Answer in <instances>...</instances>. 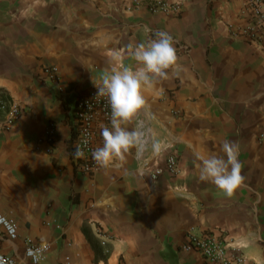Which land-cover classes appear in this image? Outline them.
I'll return each instance as SVG.
<instances>
[{
  "label": "crops",
  "instance_id": "obj_1",
  "mask_svg": "<svg viewBox=\"0 0 264 264\" xmlns=\"http://www.w3.org/2000/svg\"><path fill=\"white\" fill-rule=\"evenodd\" d=\"M139 1L0 0V87L24 105L18 122L0 130V209L20 231L14 244L0 239V249L24 264H34L28 240L50 246L39 264H205L183 243L191 231L214 232L264 264V53L229 25L245 26V0H168L182 2L180 14ZM159 30L173 37L179 69L145 91L147 125L170 147L82 173L72 103L42 79L44 66H58L80 94L114 67L135 68L129 46ZM225 141L239 145L244 177L231 197L201 181L195 166V152L224 156ZM172 150L180 172L152 179Z\"/></svg>",
  "mask_w": 264,
  "mask_h": 264
},
{
  "label": "clouds",
  "instance_id": "obj_2",
  "mask_svg": "<svg viewBox=\"0 0 264 264\" xmlns=\"http://www.w3.org/2000/svg\"><path fill=\"white\" fill-rule=\"evenodd\" d=\"M155 38L147 44L129 46V54L137 63L135 68H112L100 83L93 82L97 95L107 98L111 108L110 126L101 129L102 146L92 151V158L102 169L122 168L127 156L134 154L142 162L149 152L160 156L169 144L157 138L147 125L150 109L145 91L153 84L168 77L169 71L179 69L178 55L173 37L166 31H156ZM144 115V119H141ZM134 150V151H133ZM224 156H204L195 152V166L199 179L214 184L226 196L231 197L244 180L239 160V145L225 141L221 146ZM83 149L77 145L74 156L83 158ZM41 249L28 250L27 255L39 264Z\"/></svg>",
  "mask_w": 264,
  "mask_h": 264
},
{
  "label": "built area",
  "instance_id": "obj_3",
  "mask_svg": "<svg viewBox=\"0 0 264 264\" xmlns=\"http://www.w3.org/2000/svg\"><path fill=\"white\" fill-rule=\"evenodd\" d=\"M134 2L140 4L139 0H134ZM147 7L152 12L174 14H180L183 10L181 1L156 0L147 3ZM244 11L246 14L245 26L233 28L234 25L229 23L232 33L236 36H244L264 53V0H245ZM41 77L45 81L54 83L57 93L63 100L73 97L70 109L76 132L75 151L79 145L85 153L83 158H76V166L82 173H95L100 167L93 160L92 151L96 147L102 146L100 124L109 123L111 118V108L107 98L97 95L96 86L80 94L72 93L61 80L59 67L53 64L44 66ZM0 109L6 114V117L2 121L0 120V130L12 128L24 113V105L14 99L10 102L0 101ZM44 139L48 141L49 151H51L56 140V124L54 122H50L47 126ZM166 171L172 174L180 172L176 150L170 151L164 164L155 167L149 174L152 179H158ZM19 236V227L0 209V239L14 244ZM49 248L48 243L28 240L25 245V256L34 263L33 258L27 255L28 250L41 249L40 263L46 258ZM183 248L199 252L204 258L205 264H255L240 244L233 243L219 233L191 231L186 236ZM0 264L24 263L17 256L0 249Z\"/></svg>",
  "mask_w": 264,
  "mask_h": 264
},
{
  "label": "trees",
  "instance_id": "obj_4",
  "mask_svg": "<svg viewBox=\"0 0 264 264\" xmlns=\"http://www.w3.org/2000/svg\"><path fill=\"white\" fill-rule=\"evenodd\" d=\"M12 99L13 98L10 95V93L5 88L0 87V101L10 102ZM65 104H66V106L69 107L70 101L69 100H65ZM0 111H2V110L0 109Z\"/></svg>",
  "mask_w": 264,
  "mask_h": 264
}]
</instances>
